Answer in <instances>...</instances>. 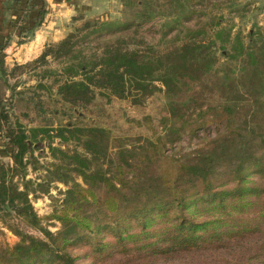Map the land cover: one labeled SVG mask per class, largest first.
Segmentation results:
<instances>
[{
    "label": "trees",
    "instance_id": "obj_1",
    "mask_svg": "<svg viewBox=\"0 0 264 264\" xmlns=\"http://www.w3.org/2000/svg\"><path fill=\"white\" fill-rule=\"evenodd\" d=\"M145 10L141 23L154 18V11ZM45 14L42 10L41 18ZM175 20L173 26L182 23ZM97 25L87 21L79 29L84 32L83 40L102 34L111 24ZM200 35L201 31L193 32L191 41L165 54H157L150 45L130 49L123 41L107 42L99 54L88 45L78 49L76 34L71 33L60 43L47 45L37 62L56 57L68 64L64 70L68 79L58 85L57 95L73 111L87 108L97 96L140 104L161 91V85L168 110L163 130L167 143H174L185 131L194 135L218 120H197L207 109L192 84L200 83L217 63L212 45L195 40ZM232 48L233 61L245 54L240 40ZM5 57L0 50V85L7 87L10 76L22 66L9 72ZM247 64L252 69L244 68L245 82L256 92L258 88L264 91V65L255 53L248 55ZM226 75L225 95L235 99L229 98L223 110L235 128L197 151V156L180 161L173 172L162 166L165 147L159 143L118 144L105 128L70 123L54 130L39 127L27 131L19 118L13 126L10 107L0 99V123L14 149L10 156L13 165L0 163V212L4 216L14 213L44 236L39 239L7 225L20 240L12 247L0 244V264H79L82 260L139 264L218 252L245 241L256 243L260 264H264V118L251 110L235 114L243 100L241 96L237 99L235 87L230 85V73ZM37 88L52 89L42 83ZM263 102L256 100V107L264 108ZM196 109L197 117L192 120ZM40 137L53 142L59 139L60 144L73 142L83 149L69 152L49 145L58 163H52L48 178L37 186L49 193L53 182L69 185L62 202L57 201V208L47 217L61 225L56 233L43 227L29 198L35 190L34 182L27 179V169L33 166L37 170L39 163L27 155L30 144Z\"/></svg>",
    "mask_w": 264,
    "mask_h": 264
},
{
    "label": "rangeland",
    "instance_id": "obj_2",
    "mask_svg": "<svg viewBox=\"0 0 264 264\" xmlns=\"http://www.w3.org/2000/svg\"><path fill=\"white\" fill-rule=\"evenodd\" d=\"M137 3L139 5H136ZM44 4L45 17L47 14L50 15L48 22L51 20L57 22L51 27L54 28V32L59 30L56 32L57 40L50 44H58L71 33H75L77 37L75 41L79 42L77 48L81 50L88 45L99 52L107 42L123 41L129 44L130 49L150 45L157 54H165L191 41L193 32L201 31L202 35L195 40L212 45L217 63L214 70L200 83L192 84L201 103H205L203 109H207L206 113L197 120L201 121L203 117H207L209 121L218 120L210 122L207 127L200 129L194 135L185 131L176 142L167 143L163 120L168 115V110L164 88L161 85L158 84L161 91L146 98L140 104H133L131 99L111 97L108 100L97 96L87 108L73 111L70 106L63 104L57 95L58 85L68 79L64 73L68 64H64L63 60L56 57H48L46 61L37 62L42 54L32 55L29 62L25 63L29 56L21 60L20 55L15 57L14 54H10L13 60L18 59L17 63L23 61L22 68L10 76L9 86L0 85V99L5 101L8 108L10 107L8 112L13 126L16 118H19L27 131L39 127H49L54 130L60 125L70 123L77 126L105 128L112 138L118 139V144L145 145L153 141L165 147L162 166L173 172L180 161L197 156V151L205 150L211 141L225 136L226 131L235 128L234 123L223 110L228 106L229 98L235 99L232 94L225 95L224 83L228 79L227 73H230V85L232 89L235 87L237 99L241 96L243 100L240 101L242 106L234 109L235 114L240 116L251 110L250 112H254L260 119L264 118V108L256 107L255 104L258 99L264 100V91L258 88L256 92L253 86L245 82L247 72L244 69L248 66L252 69L247 64V57L252 53H255L260 63L264 65V41H261V37H264V0H65L64 2L45 0ZM179 4L185 7L181 8ZM147 7L154 11V18L149 22L141 23ZM68 10L69 14H66ZM176 18L182 23L177 22L178 25L173 26ZM87 21L96 22L98 25L100 23L111 25L103 28L106 30H103L102 34L83 40L84 32H80L79 29ZM226 37H229L230 40H227L229 42L226 41ZM238 40L245 46V54L233 61L230 58L234 53L232 47L237 45ZM16 66H8L9 72ZM231 72L235 73L231 74ZM80 79L81 77L76 78V80ZM39 83L52 89H39L37 88ZM197 114L198 109L193 110L192 120L196 119ZM0 125V163L13 165L10 156L14 149L6 137V128L2 123ZM50 144L69 152L76 149L83 152V149L73 142L60 144L59 139L53 142L41 137L37 143H31L29 146L27 156L38 159L39 163V169L34 170L33 166L27 169V179L34 182L35 190L29 198L37 214L43 219V227L56 233L61 229V225L47 217L57 208V201L59 204L62 202L63 193L69 185L53 182L49 185V193H44L37 186L48 178V170L52 163H58L51 155ZM73 176L82 183L81 178ZM4 215L5 213L0 212V244L12 247L20 240L7 225L44 239L40 231L28 227L14 213ZM257 249L255 242L245 241L218 252H196L172 260L157 258L139 264H260L261 256ZM79 264H90V261L82 260Z\"/></svg>",
    "mask_w": 264,
    "mask_h": 264
},
{
    "label": "crops",
    "instance_id": "obj_3",
    "mask_svg": "<svg viewBox=\"0 0 264 264\" xmlns=\"http://www.w3.org/2000/svg\"><path fill=\"white\" fill-rule=\"evenodd\" d=\"M44 1L0 0V50H3L6 55L7 68L23 64V61L17 63L18 59L13 60L10 54H14L15 57L20 55L21 60L29 56L25 60L27 63L32 55L42 54L47 45L57 40L56 32L59 30L54 32V28L51 27L57 22L53 20L48 22L50 16L48 14L47 17H45L46 14L43 18L40 16L41 11L46 10ZM65 13L69 14V10ZM10 61L14 63L11 64Z\"/></svg>",
    "mask_w": 264,
    "mask_h": 264
}]
</instances>
